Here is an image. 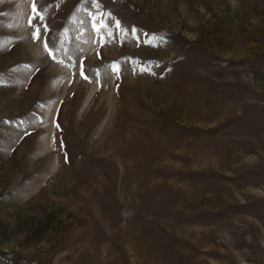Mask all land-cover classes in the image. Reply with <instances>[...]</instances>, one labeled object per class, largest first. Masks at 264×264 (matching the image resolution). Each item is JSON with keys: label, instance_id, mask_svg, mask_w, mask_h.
<instances>
[{"label": "rangeland", "instance_id": "374dc122", "mask_svg": "<svg viewBox=\"0 0 264 264\" xmlns=\"http://www.w3.org/2000/svg\"><path fill=\"white\" fill-rule=\"evenodd\" d=\"M0 264H264V0H0Z\"/></svg>", "mask_w": 264, "mask_h": 264}, {"label": "snow or ice", "instance_id": "6c2138e0", "mask_svg": "<svg viewBox=\"0 0 264 264\" xmlns=\"http://www.w3.org/2000/svg\"><path fill=\"white\" fill-rule=\"evenodd\" d=\"M32 10H33V13H34L36 16H38L41 20L43 19V16L37 11L36 4H35V3L32 4ZM28 23L31 25V23H32L31 20H29ZM116 25H117V27H119V21H116ZM45 27H46V26H45ZM109 35H111V33H109ZM34 36H35L37 39L40 38V29H39L38 27L35 29ZM44 47H45V49L49 52V54H52V49H50V48L48 47V43H47L46 41H45V43H44ZM53 59H55V56H54V55H53ZM113 69L116 70V71L119 70V69H118V66H116V65H113ZM85 78H86V77H85Z\"/></svg>", "mask_w": 264, "mask_h": 264}]
</instances>
